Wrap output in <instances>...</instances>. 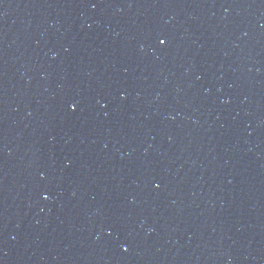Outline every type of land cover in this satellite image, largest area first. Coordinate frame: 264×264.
I'll use <instances>...</instances> for the list:
<instances>
[{"label": "water", "instance_id": "obj_1", "mask_svg": "<svg viewBox=\"0 0 264 264\" xmlns=\"http://www.w3.org/2000/svg\"><path fill=\"white\" fill-rule=\"evenodd\" d=\"M0 264H264V0H0Z\"/></svg>", "mask_w": 264, "mask_h": 264}, {"label": "snow or ice", "instance_id": "obj_2", "mask_svg": "<svg viewBox=\"0 0 264 264\" xmlns=\"http://www.w3.org/2000/svg\"><path fill=\"white\" fill-rule=\"evenodd\" d=\"M160 43H161V44H164V43H165V41H164L163 39H161V40H160Z\"/></svg>", "mask_w": 264, "mask_h": 264}]
</instances>
